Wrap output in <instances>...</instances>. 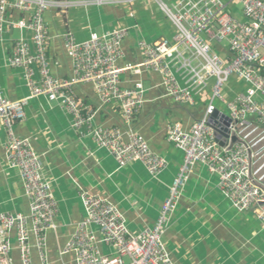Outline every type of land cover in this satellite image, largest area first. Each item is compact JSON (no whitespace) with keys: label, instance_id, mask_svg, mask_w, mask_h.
<instances>
[{"label":"built area","instance_id":"obj_1","mask_svg":"<svg viewBox=\"0 0 264 264\" xmlns=\"http://www.w3.org/2000/svg\"><path fill=\"white\" fill-rule=\"evenodd\" d=\"M140 1L0 0V44L10 34L14 43L6 65L23 72L29 90V97L12 101L0 88L6 163L10 170L18 172L29 204L28 214L0 210V264H16L14 252L19 264H34L35 252L41 264H49L47 234L57 229L59 202L44 172L42 156L31 138L17 134L31 99L58 103L70 118L71 129L81 139L90 138L98 148L107 150L120 169L141 164L152 178H158L169 167L168 160L157 155L148 141L131 128L97 125L96 112L76 95L77 86H92L101 108L116 104L124 123L131 126L147 103V90L141 80L132 88L124 87L122 75L127 72L135 76L159 74L165 96L187 106H196L197 98L211 87L205 114L189 129L181 123L167 128L168 141L183 153L184 161L153 227L134 234L117 205L99 194L81 190L85 217L60 255L73 254L76 264H176L164 237L199 165L218 176L219 190L234 210L253 211L264 225V190L250 177L248 149L241 144L231 150L220 147L209 125L219 102L227 103L228 112L222 113L234 122L254 117L264 127V0H234L241 6L240 17L232 13L226 0H180L174 5L153 0L175 30L172 40L141 42L142 61L121 67L127 28L95 33L84 42L68 33L64 41L72 61V75L67 79L53 75L47 12L67 14L75 8L133 6ZM14 32H19L18 39L13 38ZM216 43H226L230 58L215 50ZM233 78L248 89L229 102L226 89ZM251 125L246 129L254 127L252 132L256 133L258 126ZM262 140L264 136L255 142ZM100 246L112 248L113 255H103Z\"/></svg>","mask_w":264,"mask_h":264},{"label":"crops","instance_id":"obj_2","mask_svg":"<svg viewBox=\"0 0 264 264\" xmlns=\"http://www.w3.org/2000/svg\"><path fill=\"white\" fill-rule=\"evenodd\" d=\"M144 1L133 6L75 8L67 14L47 12L45 18L51 38L49 56L53 75L62 79L72 75V61L64 41V35L68 33H72L78 42H84L95 33L127 28L128 35L122 45L125 58L119 63L121 67L142 61L141 42L156 44L172 40L175 30L166 16L153 0ZM167 1L174 5L180 0ZM226 1L232 13L240 17L241 6L234 0ZM10 39L11 34L0 44V88L7 99L17 101L29 97V90L23 72L6 65L14 45ZM214 48L226 59L230 58L227 46L216 43ZM140 80L147 90V103L131 126L124 123L116 104L101 108L92 86L79 85L75 92L86 107L96 112L97 125L131 128L148 141L157 155L168 160L169 167L158 178H152L141 164L120 169L107 150L98 148L90 138L81 139L71 129L70 118L58 103L39 98L31 99L26 107L27 117L17 126V134L33 140L59 202L57 229L47 234L49 264H76L73 254H60L85 217L81 190L99 194L117 205L134 234L153 227L159 218L184 161L183 153L168 141L167 128L181 123L189 129L204 113L211 89L197 98L196 106L184 108L165 96L159 74L145 72L135 76L127 72L122 75L126 88H132ZM247 89L245 83L233 78L226 89L228 101ZM217 108L228 112L227 103H219ZM250 118L252 120L247 119V122L259 129L253 133L254 127H251L247 132L252 135L251 139L258 141L264 136V127L258 125L254 117ZM5 142L6 133L0 123V210L28 214L29 204L24 197L20 176L7 167ZM260 145H264V140ZM164 242L176 264H264V225L253 211L239 213L234 210L219 190L218 176L201 165L195 168L183 191ZM100 249L106 256L114 253L107 246H100ZM14 257L19 264L17 252H14ZM33 262L41 264L36 252Z\"/></svg>","mask_w":264,"mask_h":264},{"label":"water","instance_id":"obj_3","mask_svg":"<svg viewBox=\"0 0 264 264\" xmlns=\"http://www.w3.org/2000/svg\"><path fill=\"white\" fill-rule=\"evenodd\" d=\"M170 99L181 105V107H188L172 98ZM205 111L196 121L203 118ZM209 125L213 129L215 141L220 147H228L231 150L235 145L241 144L248 149L251 168L250 177L256 186L264 190V145L261 146L260 143L255 142L256 139H251L252 135L246 129L251 123L234 122L227 114L217 110L210 116Z\"/></svg>","mask_w":264,"mask_h":264},{"label":"rangeland","instance_id":"obj_4","mask_svg":"<svg viewBox=\"0 0 264 264\" xmlns=\"http://www.w3.org/2000/svg\"><path fill=\"white\" fill-rule=\"evenodd\" d=\"M143 1H144V0H143ZM162 1H164V2H168L167 0H162ZM144 2H146V0H145ZM15 37H16V39L19 38V32H16ZM223 45H224V47L227 46L226 43H224ZM212 83H213V82H211V84H212ZM210 89H211V87H210ZM218 105H219V103H216V106H218ZM251 120H252V119L249 117V118H248V121H251Z\"/></svg>","mask_w":264,"mask_h":264}]
</instances>
